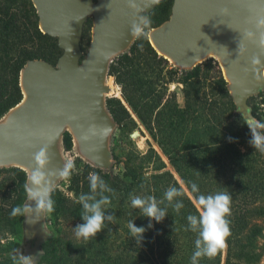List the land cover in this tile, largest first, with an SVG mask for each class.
I'll list each match as a JSON object with an SVG mask.
<instances>
[{
    "label": "trees",
    "instance_id": "16d2710c",
    "mask_svg": "<svg viewBox=\"0 0 264 264\" xmlns=\"http://www.w3.org/2000/svg\"><path fill=\"white\" fill-rule=\"evenodd\" d=\"M172 5L173 0H162L148 13L151 26L146 30L147 35L137 37L129 51L120 54L111 63L109 74L114 76L116 83L121 86L122 98L108 97L107 106L120 125L129 122L136 124L128 108L131 107L170 158L172 166L195 198L200 194L209 195L218 192H227L232 197L233 189L236 188L232 180H226L221 190L210 187V184L206 186L202 167L198 166L199 152L194 150L205 141L208 146L211 145L214 151L209 167L214 170L218 163L222 162L220 154L215 150L219 149L222 154L229 155L233 151L232 147L239 144V140L251 139L250 130L244 124L243 116L236 112V104L219 62L211 58L192 69L174 70V76L179 72L182 75L183 106L179 104L176 92L170 91L168 85H162L161 88L143 86L131 70V62L139 52L141 44L152 55L158 57L159 61L168 62L152 46L148 31L169 18ZM51 40H54L55 46L59 48L56 39L40 29L39 15L32 0H0V118L23 98L20 75L28 60L42 58L52 63L57 62L63 51L56 54L41 47L44 42ZM209 65H212L217 72L218 96L209 97L195 82ZM63 145L66 150L73 149V135L69 131L64 132ZM191 153H195L197 157L194 165L188 164L192 161ZM145 158L161 161L160 155L154 150L150 155L146 154ZM231 171L234 169L225 170V175L228 176ZM90 172L99 174L114 190L115 195L105 194L110 196L111 204H114L112 210L116 209V211L114 222L105 221V224L111 227L110 233L106 235L100 233L91 238V247L89 246L91 259H86L85 264H191L198 232L188 229L187 216L198 215V211L195 202L171 170H159L146 175L142 166L127 162L122 174L112 175L85 163L80 171L74 170L68 180V187L77 198L82 193L90 192L88 180ZM257 173L258 171L254 178ZM0 177V217L6 226L9 225L16 232H22L25 216L12 217L10 213L15 206L25 205L27 194L24 186L28 182V173L17 166L0 167ZM252 180H249L250 185L253 183ZM191 183L198 185V193L191 191ZM257 183L254 180V188L246 187L244 190L248 192L243 193L241 199L249 198L248 193L257 192L259 186L261 187V184L257 185ZM173 186L184 189L185 194L176 198L183 202L184 207L177 213L165 200L160 206H167V215L160 222L151 220V226H149L150 218L143 216L140 209L129 207L126 203L127 198L138 193H141L138 195L141 197L153 196L158 201L164 200L165 191ZM58 191V189L52 191V199L55 201V210L52 213L69 208L71 214L81 219L82 206L76 200L68 199L65 203L59 200ZM258 198L259 196L256 195L253 202ZM253 202L251 201L250 204ZM131 209L132 212L127 216L129 221L146 229L139 242L131 236L130 231L127 233V238L119 235L122 234L118 230V224H121L119 219ZM241 209L242 207H237L235 210L231 208V215L227 217L231 229V235L227 238V247L213 258H200L198 264H258L261 253L256 252L257 246L253 244L258 239L259 234L256 231L260 233V228L257 222L248 218ZM102 231L106 232L107 228ZM119 237L121 241L116 245ZM19 245L20 243H16L5 248L0 243V264H13L10 254ZM82 245L72 244L61 238L44 243L40 264H66L72 260V252L80 250Z\"/></svg>",
    "mask_w": 264,
    "mask_h": 264
},
{
    "label": "water",
    "instance_id": "95a60500",
    "mask_svg": "<svg viewBox=\"0 0 264 264\" xmlns=\"http://www.w3.org/2000/svg\"><path fill=\"white\" fill-rule=\"evenodd\" d=\"M39 27L58 38L63 50L56 63L30 59L21 70L22 100L11 108L0 124V167L17 166L27 171L34 167L33 154L47 146V170L63 167L58 149L65 131L78 141L89 164L105 168L111 162L109 134L117 121L107 106L111 87L105 80L113 60L130 49L137 38L131 24L138 15L147 16L156 4L135 0H32ZM89 17H94L93 39L84 55L81 38ZM264 0H174L169 19L153 27L150 42L156 51L181 70L192 69L210 52L228 82V89L240 115H253L249 98L264 88ZM154 39L156 45L151 40ZM163 51V52H161ZM117 56V53H119ZM211 56V55H210ZM258 58L259 64L253 59ZM251 111V113H248ZM244 118V117H243ZM72 129H65L67 125ZM110 127L107 135L102 134ZM87 135L88 138L83 137ZM11 165V166H9ZM58 177H52V186ZM25 204L36 207V201ZM45 214L29 213L24 218V238L17 248L30 256L32 263L49 237ZM41 259V258H40Z\"/></svg>",
    "mask_w": 264,
    "mask_h": 264
},
{
    "label": "rangeland",
    "instance_id": "374dc122",
    "mask_svg": "<svg viewBox=\"0 0 264 264\" xmlns=\"http://www.w3.org/2000/svg\"><path fill=\"white\" fill-rule=\"evenodd\" d=\"M157 5L158 4H156V6ZM156 6L154 7V9L156 8ZM94 25V17H89L84 24L81 38V46L84 55L89 50L90 44L92 42ZM150 33L151 30L148 31L149 38ZM53 37L56 39V43L58 45V38L55 36ZM41 47L48 52H54L56 54L63 51L59 47V45V48L55 46L54 40L44 42ZM58 49L60 50L58 51ZM124 51L128 52L129 50L128 48H126L121 52ZM118 54H120V52L114 55V58ZM211 58L212 56L207 55L199 62L203 63L209 61ZM130 66L135 77L139 80L140 83H142L143 86L161 88L162 85H168L170 91L176 92L179 104L181 106L184 105L183 83L181 82L182 75L179 72L176 74V76H174V70H181V66L177 65L171 60H168V62L159 61V58L147 51L143 44L140 45V50L139 52H137L136 57L133 58ZM217 80L218 77L216 70L212 67V65H209V67L195 80V82L205 90L209 97H212L218 96L219 85ZM105 82L111 87V91L106 95V97L117 96L122 98L121 86L116 83L114 76H107ZM262 93H264V88L260 92L252 95L249 98V104L255 118L264 121V94L262 95ZM128 108L136 124L133 122H129L125 125L115 123L108 138L111 151V162L109 166L102 168L103 172L110 173L112 175L122 174L127 162L142 166L144 171L146 172V175H150L153 172H158L159 170L164 171L169 169L174 173L175 177L178 179L180 184L196 204L195 196L190 192L179 173L172 166L170 158L163 152L158 142L151 136L149 131L141 123L131 107ZM6 122L7 117H4L0 120V124ZM65 129L72 128L68 124ZM200 144L199 147L194 150H198L199 152L197 153V155H199L198 166L202 167L206 186L210 184V187H217L218 190H221L222 186L226 184V180H232V182L236 184V188L233 189L234 193L232 196L231 208L232 210H235L237 207H242L241 211H244L243 213H245V215L248 216V218H250L252 221L257 222V225L260 228V233H258L259 231H256L259 235L257 237L258 239L254 241L253 245L255 247L257 246L256 252L261 253L258 264H264V153L256 150L249 143V141H245L244 139L242 141L239 140L240 145L238 144L236 147L233 146V151H231L232 153L230 152L229 155L222 154L221 150L219 149L215 150V152L220 154L222 162H219L217 167L212 170V168H210L209 166L211 163V157H213L212 151H214V148L211 145L208 146L206 141L203 144ZM58 149L64 162L69 159L74 160L76 171H80L85 163H90L77 140H75L73 149L71 150H66L63 143L59 141ZM152 150L160 155L161 161H155V158H153L152 160H148L147 158H145L146 154L150 155ZM194 154H190V158L192 159V161L188 162L189 165H194L196 162L197 157L196 154ZM163 165H165V167H163ZM230 168L234 169V171H231L229 173V177V175H225V170H228ZM257 171V176L254 178V175ZM242 172H244V174H242ZM226 177H228L229 179ZM250 179H253V183L251 185L249 184ZM254 180L258 182L257 185L261 184V187L259 186L260 189L257 192L248 193L250 194L249 198H242V200L241 195L248 192L244 189L246 187L254 188ZM243 182H245V184H243ZM68 186L69 181L63 179H58L53 186V190H59L57 196L59 197V200H62L64 203L65 200L67 201L68 199H77L74 192L70 190ZM140 194L141 193H138V195ZM256 195L259 196V198L258 200H255V202H253ZM251 201L253 202L252 204H250ZM126 203L129 207L131 206L130 197L126 199ZM113 208L114 204H110L106 207L105 211L108 214H114L116 209L113 211ZM132 210L133 209L129 210L125 215H121V217L116 216L120 217L119 220H121V224H118V230L120 233H122L119 234L120 237L121 235H124V238H127V233L129 232V229L127 227L129 219L127 216L130 214V212H132ZM70 212L71 209L67 208V210H60L57 213L45 214V229L49 233V237L45 241V244L54 239L60 238L65 241H70L72 244H83L80 250L77 249L76 251L72 252L71 257L73 258L66 264H85L84 261L86 259H91V257L89 256L91 254V252L89 251V246L91 247V238L85 241L83 238H77L75 236L74 228L76 227V225L81 224L84 221L82 218L80 219ZM104 228H107V231H100L96 236H98L100 233L104 235L110 233V226L108 227L105 224ZM23 231H14V229L9 225L6 226L5 222L0 217V243L5 248H8L10 245L16 243L22 244L24 238ZM120 237L116 242V245L120 243ZM83 249L84 252H82ZM13 252L14 251H12L11 254ZM41 254L42 253L40 252L32 264H40ZM225 254L226 250L224 251V257Z\"/></svg>",
    "mask_w": 264,
    "mask_h": 264
},
{
    "label": "clouds",
    "instance_id": "9594fccd",
    "mask_svg": "<svg viewBox=\"0 0 264 264\" xmlns=\"http://www.w3.org/2000/svg\"><path fill=\"white\" fill-rule=\"evenodd\" d=\"M130 7L136 9L139 13L141 10L137 8L135 0H127ZM161 0H151L152 4H159ZM260 23L264 24V21ZM151 26V19L145 15H138L131 24V33L136 37L146 36L147 29ZM264 44V39L261 40ZM254 64H259L258 58L253 59ZM251 113V111H248ZM244 124L250 130L251 139L249 143L259 152L264 153V121L258 120L251 115H243ZM110 131L109 126L102 129V134L107 135ZM87 139L88 136L83 137ZM34 167L25 184L26 194L29 200L36 201V207L32 208L29 204L15 206L10 216H27L29 213H35L37 217L41 214H50L55 208V201L52 199V177L58 179L69 180L76 168L75 162L69 159L63 163L61 169L47 170L50 163V156L47 146L40 148L33 154ZM89 193H82L76 199V202L82 206L81 217L83 223L76 225L74 233L77 238H83L85 241L92 237H96L97 233L102 231L105 221L114 222V214H106V207L111 204V198L105 193L115 195V192L96 172H90L88 175ZM191 191L199 192L196 183H191ZM185 194L184 189L177 187H169L164 193V200L158 201L153 196L131 195L130 203L133 208L141 210L143 216L151 220L160 222L167 215V206L161 207L160 204L167 201L177 213L184 207L181 200L176 199ZM232 197L227 192H218L215 194H200L196 198V207L198 215L189 214L187 216L188 229L198 232V238L195 240V251L191 256V264H198L200 258L215 257L220 251L227 247V238L231 235L230 221L227 219L231 215ZM127 227L130 234L138 242L143 238L146 231L143 226H136L133 221H129ZM13 264H32V258L20 254L18 250H14L10 254Z\"/></svg>",
    "mask_w": 264,
    "mask_h": 264
},
{
    "label": "bare ground",
    "instance_id": "6f19581e",
    "mask_svg": "<svg viewBox=\"0 0 264 264\" xmlns=\"http://www.w3.org/2000/svg\"><path fill=\"white\" fill-rule=\"evenodd\" d=\"M151 40H152V42L154 43V45H156V43H155V41H154V39L151 37ZM161 52H163V51H161ZM166 56H168V58H170L171 60H173V58H172V56H170L169 54H167V53H165V52H163ZM210 55L211 56H215L216 58H218V59H220V60H222V57L218 54V53H215V52H210ZM112 80V79H111Z\"/></svg>",
    "mask_w": 264,
    "mask_h": 264
}]
</instances>
